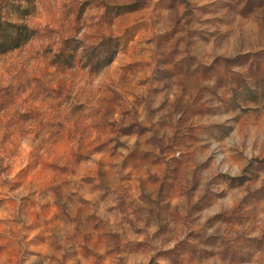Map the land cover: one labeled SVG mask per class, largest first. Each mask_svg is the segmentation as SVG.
<instances>
[{"label": "rangeland", "instance_id": "rangeland-1", "mask_svg": "<svg viewBox=\"0 0 264 264\" xmlns=\"http://www.w3.org/2000/svg\"><path fill=\"white\" fill-rule=\"evenodd\" d=\"M0 20V264H264V0Z\"/></svg>", "mask_w": 264, "mask_h": 264}, {"label": "trees", "instance_id": "trees-1", "mask_svg": "<svg viewBox=\"0 0 264 264\" xmlns=\"http://www.w3.org/2000/svg\"><path fill=\"white\" fill-rule=\"evenodd\" d=\"M1 21V20H0ZM11 31L2 28L0 22V47L5 50H12L20 47L31 37V31L27 25H10Z\"/></svg>", "mask_w": 264, "mask_h": 264}]
</instances>
